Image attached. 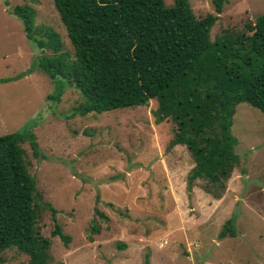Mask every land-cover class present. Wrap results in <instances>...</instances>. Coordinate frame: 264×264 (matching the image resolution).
I'll return each instance as SVG.
<instances>
[{"label": "rangeland", "instance_id": "1", "mask_svg": "<svg viewBox=\"0 0 264 264\" xmlns=\"http://www.w3.org/2000/svg\"><path fill=\"white\" fill-rule=\"evenodd\" d=\"M0 0V135L32 126L41 151L23 143L39 193L36 228L51 240L47 264H264V113L240 102L231 131L238 164L219 198L196 180L186 146L172 144L174 123H156V100L147 105L80 115L78 89L57 84L36 66L40 49L21 20ZM30 5L35 24L73 46L53 0H6ZM196 16L217 15L210 38L241 32L264 13V0H228L216 13L213 0H188ZM170 6L173 0H164ZM49 203L45 208L43 203ZM54 214V218L53 215ZM104 217H102V215ZM233 218L234 235L219 237ZM57 222L67 245L51 234ZM93 225L99 230H91ZM92 237V240L89 239ZM0 264H28L15 248Z\"/></svg>", "mask_w": 264, "mask_h": 264}, {"label": "trees", "instance_id": "2", "mask_svg": "<svg viewBox=\"0 0 264 264\" xmlns=\"http://www.w3.org/2000/svg\"><path fill=\"white\" fill-rule=\"evenodd\" d=\"M227 1L213 0L216 13ZM53 2L72 52L62 50L52 27L35 24L30 5L4 4L40 51H52L37 56V68L79 90L82 98L73 112L102 113L155 99L156 123L170 119L171 143L186 146L193 158L188 188L200 180L204 192L219 198L239 162L231 131L235 105L244 102L264 113V13L241 32L224 30L211 40L217 15L196 16L188 0L170 6L164 0ZM23 143L35 157L41 155L31 125L0 135V254L15 248L28 264H47L51 240L36 228L40 196ZM43 206L54 213L49 203ZM233 224L232 217L226 220L219 237L234 235ZM51 234L65 245L70 240L57 222ZM143 264H149L147 255Z\"/></svg>", "mask_w": 264, "mask_h": 264}]
</instances>
